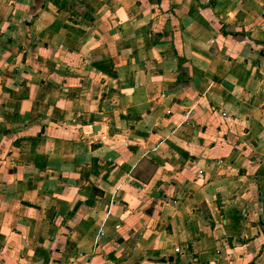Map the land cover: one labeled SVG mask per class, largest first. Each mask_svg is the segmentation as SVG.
I'll return each instance as SVG.
<instances>
[{"label":"crops","instance_id":"obj_1","mask_svg":"<svg viewBox=\"0 0 264 264\" xmlns=\"http://www.w3.org/2000/svg\"><path fill=\"white\" fill-rule=\"evenodd\" d=\"M0 264H264V0H0Z\"/></svg>","mask_w":264,"mask_h":264},{"label":"water","instance_id":"obj_2","mask_svg":"<svg viewBox=\"0 0 264 264\" xmlns=\"http://www.w3.org/2000/svg\"><path fill=\"white\" fill-rule=\"evenodd\" d=\"M89 198L90 199L93 198V194L92 193L89 195ZM89 202H91V200Z\"/></svg>","mask_w":264,"mask_h":264},{"label":"built area","instance_id":"obj_3","mask_svg":"<svg viewBox=\"0 0 264 264\" xmlns=\"http://www.w3.org/2000/svg\"><path fill=\"white\" fill-rule=\"evenodd\" d=\"M175 250L178 251V248H176Z\"/></svg>","mask_w":264,"mask_h":264}]
</instances>
